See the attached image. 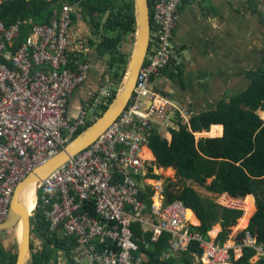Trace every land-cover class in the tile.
Masks as SVG:
<instances>
[{"label":"built area","instance_id":"built-area-1","mask_svg":"<svg viewBox=\"0 0 264 264\" xmlns=\"http://www.w3.org/2000/svg\"><path fill=\"white\" fill-rule=\"evenodd\" d=\"M59 1L62 9L48 24L0 20V224L8 218L16 186L58 154L87 126L89 111L107 105L112 95L113 83L106 76L97 98L86 101L77 117L70 114L73 94L91 71L73 19L81 17L80 2L86 0ZM183 1L158 0L149 8V49L127 106L91 145L38 187L36 209H42L47 233L74 242L69 253L58 252L61 264H145L149 258L142 244L148 249L165 232L170 239L161 259L187 251L192 241L202 249L197 264H233L232 249L242 254L243 247L254 248L257 259L264 257V243L247 228L242 240L237 233L233 243L196 231L184 202L166 200L167 183L147 156L154 128L170 131L178 117L190 125L171 98L152 86L175 62L173 33ZM24 27L29 33L20 41ZM148 185L150 203L143 195ZM218 202L244 208L241 197L228 192ZM137 223L152 234L150 239L135 237Z\"/></svg>","mask_w":264,"mask_h":264},{"label":"trees","instance_id":"trees-1","mask_svg":"<svg viewBox=\"0 0 264 264\" xmlns=\"http://www.w3.org/2000/svg\"><path fill=\"white\" fill-rule=\"evenodd\" d=\"M67 1L75 4L80 0ZM116 1L119 3L116 4ZM156 1L158 0H148L150 10ZM250 2L252 10L256 12L254 0ZM80 7L83 19H90L94 24L93 35H98V27L102 22L103 33L99 36L100 42L97 44L90 40L89 43L91 47H95L98 55L111 56L108 63L111 80L116 84L121 83L129 57L120 48L122 34L135 33L133 0H86L80 2ZM61 9L62 2L59 0H5L0 6V20L6 25L19 19L48 24L54 13L60 12ZM106 29L116 35L108 34ZM28 30V27H24L18 40L22 41L29 33ZM164 73L178 83H183L179 66L167 67ZM247 75L250 84L243 92L220 100L213 109L193 114L190 126L179 119V127L170 129L171 140L164 137L158 127L154 128L150 135L149 147L154 154L155 164L176 170L177 180H167L166 200H181L188 208L194 210L201 223L193 228L207 238L213 226L220 223L222 230L218 240L222 243L229 238L231 227L243 216V209L222 206L214 198L202 195L188 182L202 185L212 193L228 192L236 197H244L255 210L254 195L257 209L253 211L247 229L258 241L264 243V118L260 115V111H264V56L260 66L249 71ZM101 107L105 111L109 105ZM213 124L223 125V135L196 139L194 132L209 130ZM221 131L222 126L216 125L208 132L218 135ZM153 176L159 177L154 174ZM208 179H211L209 183ZM177 186L179 190H176ZM147 187L148 192L143 195L148 196L147 201L150 203L151 190L149 185ZM249 218L245 219L244 225L248 223ZM46 224L42 209L38 205L31 224V236L41 238L43 244L36 248L31 243L29 264H58V252L67 254L74 245V242L66 239H51L46 231ZM133 230L135 237L140 241L152 236L150 232L144 233L138 223L134 224ZM244 232L238 233L240 241ZM169 239L170 234L165 232L157 241L151 242L148 249L141 242L142 250L146 251L149 258L145 264H197L195 256L202 253L197 241H192L187 251L161 259L163 252L168 249ZM231 253L233 264H264V257L253 260L256 250L252 247H243L239 257L235 256L233 249ZM15 260L16 252L5 251L0 240V264H15Z\"/></svg>","mask_w":264,"mask_h":264},{"label":"crops","instance_id":"crops-1","mask_svg":"<svg viewBox=\"0 0 264 264\" xmlns=\"http://www.w3.org/2000/svg\"><path fill=\"white\" fill-rule=\"evenodd\" d=\"M254 2L256 12L252 10L250 0L183 1L179 11V21L173 33V40L177 47L176 63L169 66L170 68L173 65L180 67L183 83H178L164 73L154 78L152 86L184 107L191 113V116L213 109L220 100L229 99L230 96L246 90L250 84L248 72L257 69L264 56V12L259 11L260 4L264 0H254ZM79 20L76 17L74 28L77 38L85 43L91 71L87 81L81 85L71 99L69 109L73 117L78 116L84 102L98 93L106 75L103 58L84 37L86 33L83 31L84 28H80ZM179 119V117L176 119L175 126L179 127ZM180 120L184 123L182 119ZM213 125L222 126L221 134L215 135L214 133L215 136L206 137L223 134L222 124ZM213 125L209 130L194 132V134L209 133ZM147 151L151 155L147 156L154 161L152 150L149 148ZM165 168L169 167H160L162 176L165 175ZM171 169L174 168L171 167ZM163 180L165 181L164 178ZM209 194L212 195L211 192ZM216 195L211 197L216 200ZM188 210L192 212L191 217L188 215L191 222L199 225L201 222L197 214L190 208ZM216 226L220 230L221 224H215L209 231V236L217 240L222 229L214 234L215 237H211Z\"/></svg>","mask_w":264,"mask_h":264},{"label":"water","instance_id":"water-1","mask_svg":"<svg viewBox=\"0 0 264 264\" xmlns=\"http://www.w3.org/2000/svg\"><path fill=\"white\" fill-rule=\"evenodd\" d=\"M133 8L135 10L134 48L112 103L98 119L71 140L58 154L26 176L13 192L9 215L7 220L0 224V233L8 232L22 222V234L19 239L17 238L15 264H29L31 259V224L36 215L37 185L41 184L52 172L71 161L105 132L117 120L133 95L140 68L149 49L151 33L148 0H133ZM30 185H35V208L28 212L21 194Z\"/></svg>","mask_w":264,"mask_h":264},{"label":"rangeland","instance_id":"rangeland-1","mask_svg":"<svg viewBox=\"0 0 264 264\" xmlns=\"http://www.w3.org/2000/svg\"><path fill=\"white\" fill-rule=\"evenodd\" d=\"M117 3H119V2H117L116 1V4ZM257 10V9H256ZM259 11H261V12H264V2L263 3H261L260 4V10ZM78 19H80L79 20V23H80V28H84L83 29V31H84V33H86V34H84V37L86 38V40L87 41H90V40H93L95 43H99L100 42V38H99V36L103 33V28H102V22L100 23V26L98 27V35L97 36H95V35H93V31L95 30V27H94V24H93V22L92 21H90V19H88V20H84L83 19V17L82 18H80V17H78ZM103 21H104V19H103ZM77 24V23H76ZM108 29H106V31H107ZM108 34H114V35H116V33H114V32H111L110 30H108ZM121 34V33H120ZM123 35V41H122V43L120 44V48H121V50L123 51V52H125L126 54H128L129 55V57H130V55L132 54V51H133V48H134V42H135V39H134V33H125V34H122ZM129 57H128V59H129ZM103 59V62L105 63V70H106V72H105V76H107V74H109L110 75V79H111V71L110 70H108V63H109V61L111 60V56L109 55V54H106V55H104L103 57H102ZM113 61V60H112ZM89 62V64H90V67H91V63H90V60L88 61ZM107 68V69H106ZM104 70V71H105ZM105 80H106V77L104 78V81L103 82H105ZM111 81V83H113V85H111V87H112V91H114L115 89H116V91L118 90V88H119V86H120V83H118V84H116L115 82H113L112 80H110ZM103 84V83H102ZM112 95H113V93H112ZM111 95V96H112ZM172 102L177 106V107H179V109H181L182 110V112H183V114H184V117L186 118V119H190V116L191 115H189V114H186V112H185V108L184 107H182L181 105H179V104H177V103H175L173 100H172ZM90 107V106H89ZM101 108H97V109H95V114H94V110H92V112H91V110L89 111V116H88V121H91L92 119H93V117H94V120L96 119V117H98L99 115H100V110ZM173 107H171V115H173ZM99 113V114H98ZM96 114H98V115H96ZM260 115L264 118V111L262 112V111H260ZM214 126V125H213ZM212 126V127H213ZM178 128V126H175V129H177ZM169 130V129H168ZM168 130H166V129H164V127L163 128H161L160 129V133H162V135L163 134H165L166 136H167V138H168V140H169V138H171V132L170 131H168ZM223 135V134H222ZM206 136H209V134L208 133H202V134H199V133H197L196 135H195V137H196V139L197 140H199L200 138H202V137H206ZM164 168V167H163ZM158 169H159V172L161 173V176L163 175V173L160 171V167H158ZM169 169H171V167H169V168H165V175L164 176H162L166 181L167 180H169V179H172V180H174V181H176L177 180V178H176V171H175V169L174 170H169ZM211 181V179H208V183ZM190 185H193L194 186V188L197 190V191H199L202 195H204V196H209L210 195V197L212 196V197H214V195H216V193H212V195L211 194H209V192L207 191V189L204 187V186H202V185H199V184H197V183H194V182H192V181H189L188 182ZM180 188H179V186H177L176 187V190H179ZM242 199V201H243V203H245V199H244V197H242L241 198ZM254 204H255V210L253 209V207H251L250 206V204H249V206H250V209H252L251 211H250V213H248V214H246V209L244 208V210H245V214L240 218V219H238V222H237V224L235 225V226H232L231 227V231H230V233H229V238L226 240V242H232L233 241V239H234V237H236V235H237V233H239V232H241L245 227H247L248 226V224H249V222H250V219H251V217H252V215L254 214V212L256 211V209H257V206H256V203H255V198H254ZM245 205V204H244ZM248 205V204H247ZM254 211V212H253ZM248 217H250L249 218V220H248V223L246 224V225H244L245 224V218H248ZM222 229V227H220V230ZM220 230H218V231H220ZM211 237H215V235L213 234V236H211ZM0 240H2V245H3V247H4V249H5V251H8L9 250V252L11 251V253H15L16 252V249H17V237H16V234H15V229L13 228L12 230H10V231H8V232H5V233H0ZM31 243H32V245L34 246V247H36V248H39L40 246H41V244H43L42 243V239L41 238H39V237H37V236H35V235H33V236H31ZM233 243V242H232ZM234 253H235V256L237 257V256H239L240 254H241V252L240 251H238V250H234ZM57 260H58V257H57ZM253 260L255 261V260H257V255L256 256H254L253 257ZM58 264H61L59 261H58Z\"/></svg>","mask_w":264,"mask_h":264},{"label":"bare ground","instance_id":"bare-ground-1","mask_svg":"<svg viewBox=\"0 0 264 264\" xmlns=\"http://www.w3.org/2000/svg\"><path fill=\"white\" fill-rule=\"evenodd\" d=\"M99 93H97L92 99L90 100H94L97 98ZM95 114V112H94ZM99 114V113H98ZM96 114V115H98ZM215 132H209L208 134L209 135H214ZM147 151V150H146ZM147 155H150V153L147 151ZM151 156V155H150ZM172 171V169H169ZM174 170V169H173ZM41 184L37 185V188L40 187ZM21 198L23 200V203L27 209L28 212H31L34 208H35V185H30L28 186L26 189H24L22 191V194H21ZM244 208L246 209V214L250 213V211L252 209H250V206L248 204V201H245L244 203ZM248 204V205H247ZM188 215L191 217L192 215V212L190 210H188ZM15 234H16V237L19 239L21 237V234H22V222H19L17 226H15ZM219 227L216 226L213 230V234H216V232L218 231Z\"/></svg>","mask_w":264,"mask_h":264},{"label":"clouds","instance_id":"clouds-1","mask_svg":"<svg viewBox=\"0 0 264 264\" xmlns=\"http://www.w3.org/2000/svg\"><path fill=\"white\" fill-rule=\"evenodd\" d=\"M0 6H1V5H0ZM81 17H82V16H81ZM81 17H80V18H81ZM74 18H76V16H74ZM74 23H75V21H74ZM107 76H109V79H110V75L107 74ZM105 77H106V76H105ZM112 81H113V80H112ZM113 82H114V81H113ZM103 83H104V82H103ZM102 85H103V84H102ZM102 85H101V86H102ZM111 90H113V89H111ZM115 90H116V89H115ZM115 90L112 91L113 95H112L111 98L109 99V102H108L107 105H110V101L114 99L113 97H115V95H116V93H117V91H118V90H117L116 93H115ZM99 91H100V90L98 89L97 92L99 93ZM84 103H85V102H84ZM84 103H83V104H84ZM83 104H82V105H83ZM107 105H105V106H107ZM105 106H104V107H105ZM100 110H101V111H100V115H99L98 117H96V119H98V118L101 116V114L104 113L102 107H101ZM80 111H81V110H80ZM80 111H79V112H80ZM88 116H89V115H88ZM88 116H87V126L84 127V128H82V129L80 130L79 134L89 126V123H90V125H91V124L96 120V119L94 120V117H93V119H92L91 121H88ZM173 128H174V127H173ZM170 129H171V127H170ZM79 134H78V135H79ZM78 135H76V136H78ZM74 138H75V137H74ZM74 138H73V139H74ZM73 139H72V140H73ZM149 148H150V147H149ZM153 163L155 164V160L153 161ZM156 166H157V165H156ZM157 167H160V166H157ZM160 175H161V174H160ZM165 182H166V180H165ZM166 183H167V182H166ZM208 192H209V191H208ZM211 193H212V192H211ZM223 193H224V192H223ZM221 194H222V193H221ZM221 194L216 195V196H217V199H216V200L214 199L216 202H218V198H219V196H220ZM241 198H242V197H241ZM218 203H219V202H218ZM219 204H220V203H219ZM220 205H221V204H220ZM222 206H223V205H222ZM186 207H187V206H186ZM188 209H189V208L187 207V210H188ZM190 209H191V208H190ZM243 211L245 212L244 208H243ZM194 212H195V211H194ZM195 213H196V212H195ZM187 214H188V213H187ZM188 217H189V216H188ZM197 217H198V216H197ZM198 218H199V217H198ZM199 221H200V219H199ZM200 222H201V221H200ZM191 224H192V226H197V225L193 224L192 222H191ZM199 225H200V224H199ZM248 225H249V224H248ZM247 227H248V226H247ZM247 227H245V228H247ZM245 228H244L243 230H245ZM243 230H242V231H243ZM209 237H210V236H209ZM217 240H218V239H217ZM225 242H226V241H225ZM239 256H240V255H239ZM239 256H237V257H239ZM257 260H258V259H257Z\"/></svg>","mask_w":264,"mask_h":264}]
</instances>
